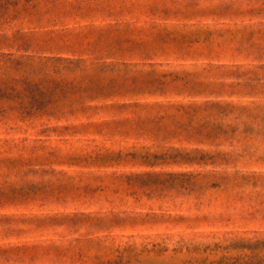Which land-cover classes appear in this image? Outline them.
<instances>
[{
  "label": "rangeland",
  "instance_id": "374dc122",
  "mask_svg": "<svg viewBox=\"0 0 264 264\" xmlns=\"http://www.w3.org/2000/svg\"><path fill=\"white\" fill-rule=\"evenodd\" d=\"M260 66L264 0H0V264H264Z\"/></svg>",
  "mask_w": 264,
  "mask_h": 264
},
{
  "label": "trees",
  "instance_id": "16d2710c",
  "mask_svg": "<svg viewBox=\"0 0 264 264\" xmlns=\"http://www.w3.org/2000/svg\"><path fill=\"white\" fill-rule=\"evenodd\" d=\"M256 68H258V70H262V69H264V66H260V67H256Z\"/></svg>",
  "mask_w": 264,
  "mask_h": 264
}]
</instances>
